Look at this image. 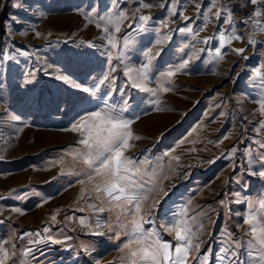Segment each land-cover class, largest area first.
<instances>
[{"label":"rangeland","instance_id":"1","mask_svg":"<svg viewBox=\"0 0 264 264\" xmlns=\"http://www.w3.org/2000/svg\"><path fill=\"white\" fill-rule=\"evenodd\" d=\"M144 3L158 6L136 12L138 0H118L115 10L112 0H0V242L9 253L4 264H122L127 250L122 253L120 247L128 240L125 232L132 229V216L121 215L117 221L116 209L101 213L88 207L112 205L103 192L93 191L94 185L102 186L103 178L89 181L85 166L73 159L83 146L77 143L78 134L67 130L82 109L103 107L101 97L117 107L126 102L124 116L140 117L132 128L143 139L132 141L135 147L126 155L146 161L140 165L142 171H155L147 185L153 191L140 213L152 221L144 223V229L158 231L174 245L175 232L169 234L161 226L186 210L183 218L194 232L204 226L194 239L199 251L192 249L188 264H198L193 259L197 256L221 264L222 248L230 249L228 255L237 252L239 264L249 260L243 247L250 239L245 236L249 226L243 219L245 214L260 213L259 194L264 193V179L250 175L260 168L258 162H251L264 153L260 147L264 114L259 111V88L253 80L254 69L264 66V30L252 21L264 24V7L261 17L249 18L259 5L247 0ZM225 7L232 12L231 27L223 17L217 20L213 15ZM119 10L129 19L119 33L110 31L118 41L128 36L123 56L119 48L112 49L100 39L102 28L96 26L100 16ZM133 13L151 17L143 25L146 30L139 29L142 22ZM232 28L242 39L222 49V60L214 59L219 41L204 40L221 30L228 34ZM249 39L255 43L249 44ZM89 42L94 47H88ZM148 48L152 51L145 57ZM233 48L246 51L237 55ZM184 61L186 67L171 78L172 91H158L152 97L132 87L129 76L140 82L137 71L142 64H148L152 81L147 86L156 88L160 73ZM105 74L109 79L100 85ZM60 76L96 89L95 94L72 87ZM156 99L159 104L150 102ZM175 156L180 157L178 162L172 159ZM79 218H86L88 227H82ZM97 231L106 235L92 234ZM235 240L241 244L238 249L229 243ZM28 249L33 250L31 255H25Z\"/></svg>","mask_w":264,"mask_h":264},{"label":"snow or ice","instance_id":"2","mask_svg":"<svg viewBox=\"0 0 264 264\" xmlns=\"http://www.w3.org/2000/svg\"><path fill=\"white\" fill-rule=\"evenodd\" d=\"M139 8L136 12H139L140 8L150 9L154 6L151 3H144V0H138ZM248 3L252 5H259L254 12L248 14L249 18L251 17H261V8L264 7V0H247ZM163 6V5H159ZM13 7H20L19 4H13ZM119 4L118 0H112V9H118ZM196 8L198 10L201 8V4H197ZM211 7L208 8V13H211ZM224 12H227V16H224ZM172 15H176L173 11ZM183 16V13H180ZM205 15V26L207 24L208 16ZM217 20L224 18V22L229 24L230 27L233 23L232 12L229 11L226 7L222 10L216 11L214 14ZM133 17L138 21L142 22L138 27L140 30H146L143 28V25L146 24L151 17L146 15L136 16V13H133ZM15 18L13 17V20ZM129 16L124 10L111 11L104 16H100L97 23L98 28H102L103 35L100 39L105 40L107 46H110L112 49L119 48V56H123L124 47H126L130 41L128 36H125L122 41H118L116 36L113 34L110 29L114 28L115 33L121 31V25L124 21L128 20ZM184 19H190L184 17ZM243 23L247 26L249 20L246 19ZM253 26H261V30H264V24L259 19L252 21ZM132 27V25H128ZM192 31V29H181V31ZM39 35V33H37ZM213 39L219 41V46L215 48V56L213 57L216 60H222L225 53L222 52L226 46L231 45L233 40H241L242 36L236 34L234 28L226 34L225 31H219L218 36H210L204 40V43H209ZM159 42V41H158ZM255 41L249 39V44H254ZM88 47H94V45L89 42ZM19 51V49H17ZM152 51L151 48H148L144 51V56L148 57L149 53ZM237 55H240L246 51L245 48H233L231 49ZM21 55L27 56L28 53L21 52ZM109 59H111V52L108 53ZM159 55V53H157ZM8 60H12L15 57L7 56L5 57ZM151 58L149 57V60ZM247 59V57H244ZM188 61H184L175 69H168L165 72L159 74V77L156 79V88L148 87L147 83L152 81L149 78L148 64H142L141 69L137 71V75L140 77V82L134 80L131 76L129 79L132 80V87L139 89L140 91L150 93L152 97H157L158 91L167 93L172 91L171 78L175 76L178 72L183 70ZM112 71H115L113 68ZM131 72V69L128 70ZM62 79L65 82L71 84L72 87L77 89H82L84 92H92L95 94L96 89H89L83 87L81 84L71 81L67 76L57 77ZM109 79V74H105L102 80L99 81L100 85H103L105 81ZM254 82L258 84L259 93L257 103L259 104V111L261 114H264V66L254 69ZM107 93L104 94L106 96ZM101 102L103 107L97 106V109H88L84 108L81 110V113H78L77 119L72 123L68 131L77 133L80 137L77 143L83 146L82 150H77L73 159H78L80 163L85 166V174L89 181H93L96 177L103 178V184L94 185L93 191L96 193L103 192L105 197L108 198V203L112 205V208H103L97 207L95 204H89L88 207L94 209L97 212L113 211L116 209L118 215L116 220H120V216H132L130 223L132 224V229L130 232L126 231L125 235L128 236V240L120 247L122 253L127 250L126 255L121 257L122 264H188L190 253L195 247L199 251L200 244H194V239H198V232L203 229V224L199 226L196 232L192 230L191 225L188 221L184 219L187 215L186 210H181L180 213H176L173 216L171 222L164 226L169 234L175 232L174 241L175 244L171 241L163 240L160 233L156 230H145L143 227L144 223H152L151 220H145L143 215L140 213L143 210V202L149 199V195L152 193L153 188L147 187L151 184L155 176L154 170H141L140 165L146 163V161H137L136 159L127 156L126 152L135 147L132 141H138L143 139L140 135H137L132 128V125L140 117L136 115L135 117H125L124 113L128 111L126 106L117 107L113 104H109L107 99L101 97ZM152 104H159V100L150 101ZM161 110V109H157ZM261 129H264V122L260 125ZM259 130V129H258ZM227 139V137H224ZM261 148H264V143H261ZM194 150V149H193ZM232 151H236L233 147ZM165 155H169L166 153ZM172 159L177 162L180 160L179 156L172 157ZM211 162V161H210ZM259 163L260 168L255 171H251L250 175H257L260 178L264 179V153L261 154L259 161H253L251 163ZM250 163V167H251ZM71 174V173H68ZM76 175H80L79 172ZM78 183L81 185L85 184L84 180H79ZM160 192H164L166 195L167 192L165 189L160 188ZM85 189H81V199L84 198ZM237 196L240 194L237 193ZM259 208L260 213L257 214H245L243 219V224L248 225L249 228L245 232L247 239L243 245L245 248L246 254L249 258L245 264H264V193H260ZM154 203H159V200L154 201ZM223 203V201H221ZM253 206H250V209ZM83 211V209H78ZM12 211L16 213H22L20 208H13ZM53 221L56 220V216L51 217ZM79 224L82 227H88L86 218H79ZM97 228L101 227L98 222L96 225ZM125 227H127L125 225ZM45 232H49L50 229L45 228ZM109 231H112L109 226ZM93 235L104 236L106 235L103 231L93 232ZM27 235V233H26ZM119 233H116V237H119ZM227 235L231 236L230 233ZM111 238V237H110ZM53 243H59V241H52ZM235 243V247L238 249L241 247L239 240L230 241L229 243ZM3 242H0V264H4V261L8 259L9 253L8 250L3 248ZM230 249L222 248L221 252L224 253L218 256V259L221 261V264L227 260L230 264H239L238 253L235 251L231 252V255H228ZM33 252L32 249H28L25 255H31ZM193 259L198 261V264H210L207 261L206 257L201 259L200 256L194 257ZM112 264V262H110Z\"/></svg>","mask_w":264,"mask_h":264},{"label":"bare ground","instance_id":"3","mask_svg":"<svg viewBox=\"0 0 264 264\" xmlns=\"http://www.w3.org/2000/svg\"><path fill=\"white\" fill-rule=\"evenodd\" d=\"M50 27V26H49Z\"/></svg>","mask_w":264,"mask_h":264}]
</instances>
